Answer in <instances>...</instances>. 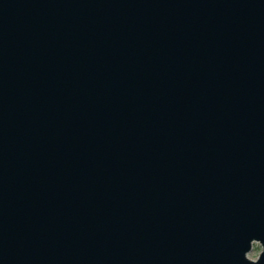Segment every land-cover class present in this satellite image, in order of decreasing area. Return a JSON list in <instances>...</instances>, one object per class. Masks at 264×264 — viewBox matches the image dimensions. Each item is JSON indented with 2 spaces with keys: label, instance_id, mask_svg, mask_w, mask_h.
<instances>
[{
  "label": "water",
  "instance_id": "1",
  "mask_svg": "<svg viewBox=\"0 0 264 264\" xmlns=\"http://www.w3.org/2000/svg\"><path fill=\"white\" fill-rule=\"evenodd\" d=\"M0 264H264V0H0Z\"/></svg>",
  "mask_w": 264,
  "mask_h": 264
},
{
  "label": "rangeland",
  "instance_id": "2",
  "mask_svg": "<svg viewBox=\"0 0 264 264\" xmlns=\"http://www.w3.org/2000/svg\"><path fill=\"white\" fill-rule=\"evenodd\" d=\"M261 251V247L260 245L257 243V246L254 247L253 249H251V251L249 252L251 254V256L253 257V259H256L258 254Z\"/></svg>",
  "mask_w": 264,
  "mask_h": 264
}]
</instances>
